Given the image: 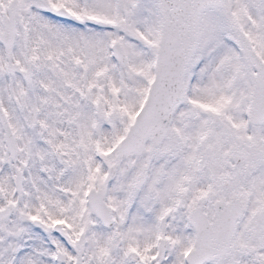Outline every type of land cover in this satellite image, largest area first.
I'll return each mask as SVG.
<instances>
[{
  "label": "snow or ice",
  "instance_id": "6c2138e0",
  "mask_svg": "<svg viewBox=\"0 0 264 264\" xmlns=\"http://www.w3.org/2000/svg\"><path fill=\"white\" fill-rule=\"evenodd\" d=\"M0 264H264V0H0Z\"/></svg>",
  "mask_w": 264,
  "mask_h": 264
}]
</instances>
